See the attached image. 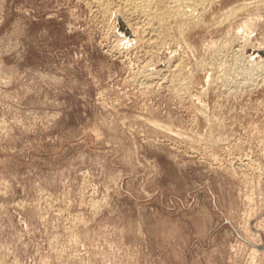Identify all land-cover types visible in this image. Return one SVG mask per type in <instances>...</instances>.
<instances>
[{
    "label": "rangeland",
    "instance_id": "rangeland-1",
    "mask_svg": "<svg viewBox=\"0 0 264 264\" xmlns=\"http://www.w3.org/2000/svg\"><path fill=\"white\" fill-rule=\"evenodd\" d=\"M141 2L0 0V264H264V0Z\"/></svg>",
    "mask_w": 264,
    "mask_h": 264
},
{
    "label": "bare ground",
    "instance_id": "bare-ground-1",
    "mask_svg": "<svg viewBox=\"0 0 264 264\" xmlns=\"http://www.w3.org/2000/svg\"><path fill=\"white\" fill-rule=\"evenodd\" d=\"M127 1V0H126ZM134 1H136V0H134ZM142 2H141V4L139 5V4H137V5H139V6H141L142 7V10L141 11H144V12H147V11H149V10H147V9H149L148 7L150 6V4H151V1L152 0H141ZM174 1V0H173ZM178 1V0H177ZM167 2V1H166ZM188 2V1H187ZM138 3V2H137ZM139 3H140V1H139ZM131 4H133L132 2H131ZM184 4V3H183ZM136 5V4H135ZM154 5V4H153ZM125 6V5H124ZM194 6V5H193ZM178 7V6H177ZM197 7V6H196ZM133 8H135V6L133 7ZM144 9V10H143ZM151 9V8H150ZM180 9V8H179ZM127 10V9H126ZM136 10V9H135ZM181 10V9H180ZM193 10V9H192ZM130 11V10H129ZM177 11H179V10H177ZM176 11V12H177ZM133 12V11H132ZM188 12V11H187ZM129 13V12H128ZM134 13V12H133ZM193 13V12H192ZM200 13V12H199ZM141 14H143L142 12H141ZM147 14V13H146ZM150 14V13H149ZM139 15V14H138ZM152 15V14H151ZM186 15V14H185ZM149 16V15H148ZM190 18H192V17H190ZM194 20V19H193ZM192 20V21H193ZM146 21V20H145ZM196 21V20H195ZM155 24V23H154ZM148 31V30H147ZM129 33V32H128ZM152 34H153V32H152ZM160 34V33H159ZM151 35V34H150ZM154 35V34H153ZM158 35V34H157ZM155 36V35H154ZM154 36H153V38H152V35L150 36L152 39H154ZM127 37V36H126ZM163 39V38H162ZM132 41V40H131ZM147 41H150V40H147ZM154 41H155V39H154ZM133 45V44H132ZM157 45V44H156ZM120 46V45H119ZM136 46V45H135ZM120 48V47H119ZM134 48V47H133ZM124 51V50H123ZM115 53V52H114ZM122 55V54H121ZM143 68V67H142ZM172 72V71H171ZM151 76V75H150ZM154 77V76H153Z\"/></svg>",
    "mask_w": 264,
    "mask_h": 264
},
{
    "label": "water",
    "instance_id": "water-1",
    "mask_svg": "<svg viewBox=\"0 0 264 264\" xmlns=\"http://www.w3.org/2000/svg\"><path fill=\"white\" fill-rule=\"evenodd\" d=\"M122 30H123L124 32H127V29H126V28H123ZM128 35L131 36L130 33H129Z\"/></svg>",
    "mask_w": 264,
    "mask_h": 264
}]
</instances>
